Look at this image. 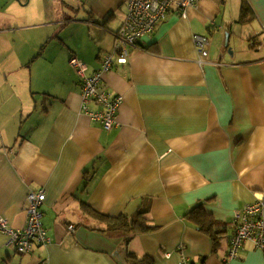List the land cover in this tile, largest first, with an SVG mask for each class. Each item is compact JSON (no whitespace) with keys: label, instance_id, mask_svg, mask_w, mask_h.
<instances>
[{"label":"crops","instance_id":"0c3cea01","mask_svg":"<svg viewBox=\"0 0 264 264\" xmlns=\"http://www.w3.org/2000/svg\"><path fill=\"white\" fill-rule=\"evenodd\" d=\"M19 1L0 24V217L23 228L29 192L44 190L51 241L19 253L0 232V264H121L126 250L179 264L180 246L193 264H264L251 241L225 262L236 212L264 188V0L175 6L103 74L123 97L110 130L82 110L70 61L87 74L101 67L128 0H78L46 17ZM195 34L210 38L203 63ZM200 203L228 227L218 244L188 221ZM87 205L108 216L147 210L157 229L104 234Z\"/></svg>","mask_w":264,"mask_h":264},{"label":"built area","instance_id":"2783aa9c","mask_svg":"<svg viewBox=\"0 0 264 264\" xmlns=\"http://www.w3.org/2000/svg\"><path fill=\"white\" fill-rule=\"evenodd\" d=\"M199 0H128L126 18L115 33V49L102 60V65L92 74L86 73V65L76 56L71 58V65L78 69L81 82L82 110L99 122L103 128L110 130L116 124V115L123 103L121 95H113L103 86V74L111 70L116 63L127 64L132 49L138 47L140 41L151 35L157 25L166 19L176 6L186 11L190 6H197ZM194 40L199 53V62L203 63L209 55L208 35L195 34ZM98 105V110H90V104ZM46 199L44 190L30 191L28 194L27 220L23 228L16 229L9 225L4 217H0V232L10 237L19 253L31 252L35 245L49 243L51 238L43 222L42 209ZM233 233L230 237L229 249L225 262L238 257L243 245L251 241L255 247L264 252V188L260 196L253 202L238 210L233 220ZM75 226H70L74 229ZM180 263L193 264L180 246ZM171 253H168L170 256Z\"/></svg>","mask_w":264,"mask_h":264},{"label":"trees","instance_id":"16d2710c","mask_svg":"<svg viewBox=\"0 0 264 264\" xmlns=\"http://www.w3.org/2000/svg\"><path fill=\"white\" fill-rule=\"evenodd\" d=\"M250 8L249 4L245 3L242 9V15L245 16L247 10ZM87 212L100 219L103 222L102 228H97L102 230L104 234L110 236L115 235H129L130 233H148L157 229L155 225L150 222L147 210H139L136 214L128 216L126 214H121L118 216H108L105 214H100L97 211L86 207ZM187 218L189 222L193 224L203 233L209 235L215 244H218L219 240L227 233L228 227L215 219L213 215L208 213L204 207V203L194 206L187 212ZM124 262L121 264H156L155 260L149 255H138L135 252L129 250L125 251Z\"/></svg>","mask_w":264,"mask_h":264},{"label":"rangeland","instance_id":"374dc122","mask_svg":"<svg viewBox=\"0 0 264 264\" xmlns=\"http://www.w3.org/2000/svg\"><path fill=\"white\" fill-rule=\"evenodd\" d=\"M20 5L19 0H15ZM27 1V0H26ZM25 1V2H26ZM29 2L26 4V12L28 14H35L38 10H42L44 12V17H46V13L50 10V6H54L58 11L59 14L63 12H69L72 8V4H76L78 0H28ZM14 0H0V11L4 10L0 13V24L3 21L7 20H14L17 15L19 14L20 10H17L19 6L13 7ZM53 8V7H51ZM11 9V10H10ZM40 14V12H38ZM65 14V13H63ZM38 14H36L37 16ZM70 15V14H69ZM62 16V15H61ZM68 15H64L63 17H67ZM66 22H69L67 20ZM122 262H124V258L120 256Z\"/></svg>","mask_w":264,"mask_h":264},{"label":"water","instance_id":"95a60500","mask_svg":"<svg viewBox=\"0 0 264 264\" xmlns=\"http://www.w3.org/2000/svg\"><path fill=\"white\" fill-rule=\"evenodd\" d=\"M227 38L229 39V37L227 36ZM227 44H228V41H227Z\"/></svg>","mask_w":264,"mask_h":264}]
</instances>
